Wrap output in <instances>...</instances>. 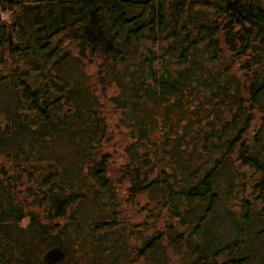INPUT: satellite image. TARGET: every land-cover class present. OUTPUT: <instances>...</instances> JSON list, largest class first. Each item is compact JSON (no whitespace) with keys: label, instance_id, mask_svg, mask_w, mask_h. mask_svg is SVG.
I'll return each mask as SVG.
<instances>
[{"label":"trees","instance_id":"1","mask_svg":"<svg viewBox=\"0 0 264 264\" xmlns=\"http://www.w3.org/2000/svg\"><path fill=\"white\" fill-rule=\"evenodd\" d=\"M52 245L264 264V0H0V264Z\"/></svg>","mask_w":264,"mask_h":264},{"label":"water","instance_id":"2","mask_svg":"<svg viewBox=\"0 0 264 264\" xmlns=\"http://www.w3.org/2000/svg\"><path fill=\"white\" fill-rule=\"evenodd\" d=\"M63 249L60 246L52 245V247L46 248L41 256V264H53L62 260L64 257Z\"/></svg>","mask_w":264,"mask_h":264},{"label":"clouds","instance_id":"3","mask_svg":"<svg viewBox=\"0 0 264 264\" xmlns=\"http://www.w3.org/2000/svg\"><path fill=\"white\" fill-rule=\"evenodd\" d=\"M5 19H7V17H5Z\"/></svg>","mask_w":264,"mask_h":264},{"label":"rangeland","instance_id":"4","mask_svg":"<svg viewBox=\"0 0 264 264\" xmlns=\"http://www.w3.org/2000/svg\"><path fill=\"white\" fill-rule=\"evenodd\" d=\"M118 148H119V146H118Z\"/></svg>","mask_w":264,"mask_h":264}]
</instances>
